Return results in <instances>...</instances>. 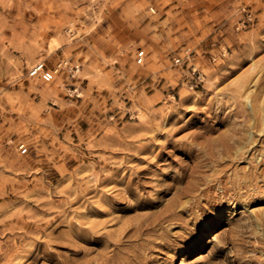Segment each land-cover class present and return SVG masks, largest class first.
Listing matches in <instances>:
<instances>
[{
    "label": "rangeland",
    "instance_id": "rangeland-1",
    "mask_svg": "<svg viewBox=\"0 0 264 264\" xmlns=\"http://www.w3.org/2000/svg\"><path fill=\"white\" fill-rule=\"evenodd\" d=\"M261 211L264 0H0V264H264Z\"/></svg>",
    "mask_w": 264,
    "mask_h": 264
},
{
    "label": "built area",
    "instance_id": "built-area-1",
    "mask_svg": "<svg viewBox=\"0 0 264 264\" xmlns=\"http://www.w3.org/2000/svg\"><path fill=\"white\" fill-rule=\"evenodd\" d=\"M143 58H144L143 50L138 49L135 54L136 63L141 64L143 62ZM173 60L176 64L180 62L179 57H175ZM29 72L30 75H36L37 77L43 79L44 81H49L53 78L52 71L44 68L42 63L34 65ZM18 149L21 154L26 153L27 151V147L25 146L24 143L18 144Z\"/></svg>",
    "mask_w": 264,
    "mask_h": 264
},
{
    "label": "bare ground",
    "instance_id": "bare-ground-1",
    "mask_svg": "<svg viewBox=\"0 0 264 264\" xmlns=\"http://www.w3.org/2000/svg\"><path fill=\"white\" fill-rule=\"evenodd\" d=\"M54 45H55V43H54ZM55 48V47H54ZM51 52V51H50ZM252 209H255V208H252ZM252 209L250 210V211H252ZM261 212H264V211H261Z\"/></svg>",
    "mask_w": 264,
    "mask_h": 264
}]
</instances>
